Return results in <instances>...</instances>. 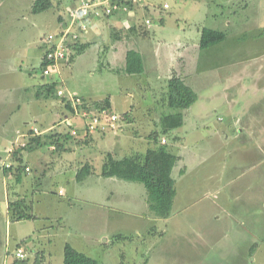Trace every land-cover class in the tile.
Wrapping results in <instances>:
<instances>
[{
	"label": "rangeland",
	"instance_id": "rangeland-1",
	"mask_svg": "<svg viewBox=\"0 0 264 264\" xmlns=\"http://www.w3.org/2000/svg\"><path fill=\"white\" fill-rule=\"evenodd\" d=\"M36 1L0 0V264L6 255L12 264L24 241L39 264H63L66 244L99 264H264V0H147L151 28L132 37L120 23L95 29L85 51L51 79L85 100L109 99L120 130L60 152L50 142L18 147V131L34 126L85 131L83 119L66 121L60 97L37 96L48 82L43 39L75 0H51L34 14ZM204 29L227 39L201 50ZM129 50L142 58L143 74L124 73ZM173 71L197 95L189 109L164 103ZM177 113L184 125L164 136L161 117ZM147 147L180 158L167 219L141 199L142 184L100 176L107 153L121 160ZM83 167L95 174L78 183ZM18 199L34 219L11 222L9 203Z\"/></svg>",
	"mask_w": 264,
	"mask_h": 264
},
{
	"label": "trees",
	"instance_id": "trees-1",
	"mask_svg": "<svg viewBox=\"0 0 264 264\" xmlns=\"http://www.w3.org/2000/svg\"><path fill=\"white\" fill-rule=\"evenodd\" d=\"M116 2H123L124 0H115ZM127 6L131 7L132 3L127 0ZM51 0H37L33 7V13L39 14L47 11L51 8ZM61 25H65L66 19L60 18ZM143 27V26H142ZM141 27L132 24L129 29L122 30L127 37L138 35L141 31ZM116 40H121L123 32L117 31ZM119 34V35H118ZM261 36L264 38V29L262 30ZM227 39V34L222 31H216L211 29H204L201 33L199 48L206 50L212 46L218 45ZM86 49L85 45L79 44L73 46L71 49V55L69 63L74 62L77 55H81ZM67 63V64H69ZM43 65V64H42ZM41 65V67H42ZM125 74H143L144 66L140 55L134 50L127 52L126 65L124 69ZM48 82L40 88L37 96L40 97L44 93L47 97L55 95L57 96V82H52L51 78L47 79ZM165 105L172 109L186 110L191 108L196 101L197 95L191 87H189L183 79L178 76L176 72L172 73L171 78L168 80V87L166 92ZM64 102V101H63ZM71 113H74L73 108L64 104ZM110 110V100L105 99L104 101L97 102L92 100L84 99V108L89 111L94 110L93 106ZM124 117H128L126 114ZM160 125L162 127L163 135L167 136L170 131L181 128L184 125V115L182 113L163 115L160 119ZM163 135H155V140L162 138ZM83 139L81 140V138ZM75 139L81 143L90 144V134L83 135L81 132L73 137L71 133L64 129L62 132L48 131L41 136H35L29 138L25 147L21 149H31L33 146L39 147L47 144V142L55 145V151H64L66 144L69 140ZM178 137L174 139V142L178 141ZM180 158L172 152L159 148H148L147 151L136 157H125L118 160L114 155L109 152L103 161L100 176L103 178H116L131 183H139L144 186L148 195L149 208L156 217L161 219H167L171 216L174 200L176 197V181L172 176V170L176 162ZM25 171L26 167H22ZM13 168H5L7 175L12 173ZM21 169L18 167V171ZM95 172L90 167H83L77 170L76 181L78 183L83 182L87 177L94 175ZM21 172L17 176V180H20ZM9 214L11 222H19L24 220H31L35 218V215L30 211V206L26 205L23 199H18L15 202L9 203ZM25 241L18 246L16 251L24 247ZM37 258V256H36ZM38 258L35 260V264L38 263ZM30 259L25 261H18L13 259L12 264H33ZM63 264H99L98 261L85 253L78 251L70 244H66L64 247V260Z\"/></svg>",
	"mask_w": 264,
	"mask_h": 264
},
{
	"label": "built area",
	"instance_id": "built-area-1",
	"mask_svg": "<svg viewBox=\"0 0 264 264\" xmlns=\"http://www.w3.org/2000/svg\"><path fill=\"white\" fill-rule=\"evenodd\" d=\"M126 2V0L121 3L115 0H78L77 3L69 6L65 25L61 26L56 32L46 35L43 39L45 45V53L42 59L43 77L47 79L55 76L61 78L63 66L69 63L72 47L83 43L82 40L89 35L98 21L118 12H128L130 8ZM130 2L136 4L138 0H130ZM164 7L167 8L168 6L165 5ZM151 24L150 20H146V25L151 26ZM51 81L55 82L52 79ZM57 96L73 108L74 113H71L70 117L83 119L86 134L104 135L109 132L116 133L120 130V119L116 113L103 108L89 111L84 108L82 97L63 88H57ZM69 128L67 131L73 137L81 132L72 127ZM48 131L50 130H41L36 126L18 131V139L25 140V143L20 144L18 147H25L29 138L41 136ZM164 142L165 140H162V143ZM52 150H55V145L52 146ZM5 167L13 168V165L7 164ZM25 171L29 172L30 168L26 167ZM14 259L18 261L31 259V253L21 247L15 252Z\"/></svg>",
	"mask_w": 264,
	"mask_h": 264
},
{
	"label": "crops",
	"instance_id": "crops-1",
	"mask_svg": "<svg viewBox=\"0 0 264 264\" xmlns=\"http://www.w3.org/2000/svg\"><path fill=\"white\" fill-rule=\"evenodd\" d=\"M77 1L78 0H75L72 4H74V3H77ZM127 1V0H126ZM147 0H138V3H136V4H132L131 5V7H130V9H129V11L128 12H125V13H123V12H118L117 14H115V15H113V16H110V17H108V18H104V19H102V20H100V21H98L97 23H96V25H95V27L93 28V29H91V31H90V33H89V35L87 36V37H85L83 40H82V42L83 41H87L89 38H91L92 37V34H93V32H94V30L95 29H97L98 27H100V28H102V27H108L109 25H111V26H113V27H115L114 26V23H120V24H122V25H125V27L126 28H130V26L132 25V24H135V25H137L138 27H141V26H143V27H147V28H151L153 25H151V26H148V25H146V20H149L148 18H146L145 17V13H146V11L147 10H149V6H147ZM71 4V5H72ZM70 5V6H71ZM69 8V7H68ZM65 18V17H64ZM66 19V18H65ZM130 24V25H129ZM62 25H61V23H60V27H61ZM95 31H97V30H95ZM97 33V32H96ZM130 51V50H129ZM126 56H127V54H126ZM125 65H126V62H125ZM65 66V65H64ZM64 66H63V68H64ZM173 72H176V71H173ZM177 73V72H176ZM178 74V73H177ZM137 75H139V74H137ZM189 86V85H188ZM190 87V86H189ZM67 112V111H66ZM67 115H70V111L68 110V113H67ZM77 117H70L69 119H67L66 121H68V120H74V119H76ZM78 122V121H77ZM67 129V128H66ZM78 131H81V133L83 134V135H85L86 134V132L83 130V129H79ZM81 139H83V137L81 138ZM73 140H75V139H71V140H69V142L70 141H72L73 142ZM162 146V145H161ZM148 148V147H147ZM149 148H154V147H149ZM182 173L184 174L185 172H183L182 171ZM11 175V174H10ZM185 175V174H184ZM90 177V176H89ZM88 178V177H87ZM109 179H111L110 181H114V178H109ZM116 179V178H115ZM136 187H138V188H140L139 186H136ZM144 187V186H143ZM141 189V188H140ZM143 189V188H142ZM141 193H142V197H141V199H143L144 198V200H145V202H147L148 201V197L146 196L147 194H145V192H144V190L142 191H140ZM147 193V192H146ZM147 200V201H146ZM144 202V201H143ZM148 204V203H147ZM39 252V251H38ZM34 257H35V259H34ZM32 262H34L35 263V260H36V255L33 253V254H31V259H30ZM9 262L7 261V255H6V258H5V260H4V264H8ZM12 263V262H11Z\"/></svg>",
	"mask_w": 264,
	"mask_h": 264
}]
</instances>
